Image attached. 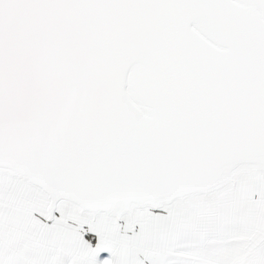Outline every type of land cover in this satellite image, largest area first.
I'll return each instance as SVG.
<instances>
[{"label": "snow or ice", "instance_id": "obj_1", "mask_svg": "<svg viewBox=\"0 0 264 264\" xmlns=\"http://www.w3.org/2000/svg\"><path fill=\"white\" fill-rule=\"evenodd\" d=\"M0 264H264V0H0Z\"/></svg>", "mask_w": 264, "mask_h": 264}]
</instances>
